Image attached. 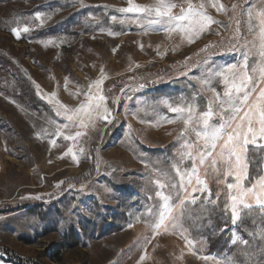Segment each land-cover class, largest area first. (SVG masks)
Returning a JSON list of instances; mask_svg holds the SVG:
<instances>
[{"label":"rangeland","instance_id":"rangeland-1","mask_svg":"<svg viewBox=\"0 0 264 264\" xmlns=\"http://www.w3.org/2000/svg\"><path fill=\"white\" fill-rule=\"evenodd\" d=\"M34 1L39 6L51 0ZM70 1V11H41L39 20L34 13H25L37 7L26 0L0 4V48L18 59L36 97L46 105L31 103L24 96L23 82L13 81L5 70L0 72V247L27 258L44 253L48 264H233L227 255H209L207 240L194 241L183 220L191 248L171 228L155 231L151 226L155 217L148 208L159 210L162 204L156 181L167 178L160 171L179 180L173 164L179 162L184 125L170 107L207 109L212 93L202 81L224 65L235 63L240 68L245 48L237 35V22L239 35L252 40L248 12L258 24L264 0H212L224 6L222 11L205 0V11L218 23L192 43L180 32L165 31L164 25L149 26L146 21L136 22V14L120 13L127 0ZM173 2L178 5L174 13H179L181 4L187 7L184 0ZM80 11L83 20L72 35L29 37L31 31L46 30ZM24 26L29 27L28 33H23ZM13 27L21 30L20 39L12 34ZM48 39L55 43L45 47L41 41ZM257 59L250 55L249 66ZM101 69L112 123L96 120L94 126L81 130L87 135L76 142L56 137V125L66 120L55 115L56 105L46 95L55 92L53 101L74 109L85 100L83 92L100 78ZM212 86L222 93L219 78L213 79ZM69 131L65 129L66 134ZM52 139H57L55 146L50 144ZM68 147L73 148L76 161L71 154L64 155ZM180 166L190 168L191 161ZM199 176L206 180L211 196L193 195L208 197L231 214L225 206L229 203L226 185L234 182L232 177L211 169L206 174L204 167ZM238 221L228 232L231 244L238 240ZM0 264L6 263L0 260Z\"/></svg>","mask_w":264,"mask_h":264},{"label":"snow or ice","instance_id":"snow-or-ice-1","mask_svg":"<svg viewBox=\"0 0 264 264\" xmlns=\"http://www.w3.org/2000/svg\"><path fill=\"white\" fill-rule=\"evenodd\" d=\"M208 2L218 11L225 10L223 5H218V2L212 0ZM184 3L187 7L181 4L179 13H174L173 9L178 5L173 0H155L152 4H139L134 0H127L128 6L118 11L124 14H136L138 23L146 21L149 26L164 25L165 31L180 32L186 36L189 43H192L202 33L208 31L213 23L218 22L205 11V0H200L198 4H193L192 0H184ZM41 16L43 13L35 14L37 20ZM248 17V33L253 39L248 40L239 35V21L236 29L238 38L243 40L242 46L245 48L243 64L240 68L232 63L211 70L208 78L202 81L206 89L212 93L207 109L197 112L192 105L170 107V111L178 114L184 125L179 136L183 141L177 153L179 162L173 164L179 180L174 181L166 172L160 171V175L167 178L166 182L156 181L159 188L156 196L160 198L162 204L159 210L149 207L148 212L155 217L151 225L155 231L162 228L167 231L171 228L179 232L189 248L192 247L193 242L184 236L185 229L181 223L187 214V205H195L200 200V196L193 195L194 193L207 192L211 196L206 180H202L199 176L200 167H204L206 174L211 169L217 175L223 174L226 178L232 177L234 180L226 185L229 203L225 206L231 210L233 223L240 219L241 209L251 210L255 207L264 213V175L256 177L250 185L245 183L249 179V146L264 149V11L258 13V24L253 23L251 11L248 12ZM111 19L115 21L117 17L112 16ZM22 31L28 33L30 29L24 26ZM11 32L16 39L21 38L19 28L13 27ZM41 43L47 47L55 41L48 39ZM250 55L258 57L251 67ZM214 78H219L223 86L222 93L212 86ZM104 80V70L101 69L100 78L89 85L88 91L83 92L85 100L74 109L67 108L58 100L53 101L55 92L50 96L46 95L48 102L56 105L55 115L66 120V123L56 125V137L76 142L78 138L87 135L86 131L81 130H87L90 125L94 126L96 120L103 119L109 124L112 123L114 117L107 106V98L102 89ZM67 83L66 80V85ZM35 86L37 90L40 89L39 84ZM65 129L70 130L68 134L65 133ZM72 129L75 131H71ZM50 144L55 146L57 139H52ZM80 151L83 152L84 149L81 148ZM69 154L73 161L77 160L72 147H68L67 152L64 153L65 156ZM185 161H191L190 168L180 166ZM165 189L168 190L167 194L164 192ZM36 199H40V196ZM205 200L208 203H215L208 197H205ZM243 243L247 244V241ZM203 258L208 259L206 256ZM143 259L142 256L141 260Z\"/></svg>","mask_w":264,"mask_h":264},{"label":"trees","instance_id":"trees-1","mask_svg":"<svg viewBox=\"0 0 264 264\" xmlns=\"http://www.w3.org/2000/svg\"><path fill=\"white\" fill-rule=\"evenodd\" d=\"M22 0H0V4ZM32 3V8L36 3L34 0H26ZM70 0H51L50 2L40 4L31 11H27L29 16L41 11H70L72 9ZM93 12L97 13L95 9ZM84 12H75L68 14L65 19H61L49 28L34 30L30 32L31 39H40L45 37L57 36L60 34L72 35L75 29L80 25ZM7 71L9 78L13 81L23 82L24 96L36 106H46L35 94L28 77L21 70L18 59L9 51L0 48V72ZM17 88V87H16ZM152 153H159L158 150H152ZM249 179L248 185L254 182L255 178L263 175L264 152L262 149L250 147L249 149ZM30 211H34L33 209ZM186 216L183 219L184 225L190 232L194 241L207 240L209 255L224 256L227 255L233 264H264V213L259 208L251 210L243 209L241 217L235 228L237 233V242L230 243L228 232L233 228L232 215L226 212L221 204L208 203L205 198H201L195 205L188 204ZM243 241H247L244 244ZM0 260L6 264H48L44 253L38 254L35 258H27L12 249L0 247ZM62 260L58 259V263Z\"/></svg>","mask_w":264,"mask_h":264}]
</instances>
